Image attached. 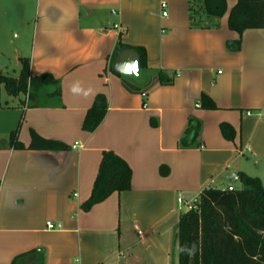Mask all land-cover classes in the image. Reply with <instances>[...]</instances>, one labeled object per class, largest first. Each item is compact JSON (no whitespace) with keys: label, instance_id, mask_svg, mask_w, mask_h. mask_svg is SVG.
Here are the masks:
<instances>
[{"label":"crops","instance_id":"obj_1","mask_svg":"<svg viewBox=\"0 0 264 264\" xmlns=\"http://www.w3.org/2000/svg\"><path fill=\"white\" fill-rule=\"evenodd\" d=\"M202 1L0 0V63L25 59L30 76L55 79L25 97L18 139L27 145L32 129L67 146L0 150V264L31 249L43 251V264H172L187 211L179 198L238 189L230 177L239 173L264 185V28L239 36L227 26L237 0H225L221 17H205ZM237 38L239 50H229ZM118 42L144 49L137 76L113 71ZM97 94L107 110L87 133L81 124ZM202 94L214 109L200 105ZM190 118L198 132L182 147ZM103 151L130 167V188L84 211Z\"/></svg>","mask_w":264,"mask_h":264},{"label":"trees","instance_id":"obj_2","mask_svg":"<svg viewBox=\"0 0 264 264\" xmlns=\"http://www.w3.org/2000/svg\"><path fill=\"white\" fill-rule=\"evenodd\" d=\"M192 1V0H191ZM226 12L225 0H203L201 13L205 17H221ZM229 30L239 36L246 29L264 28V0H237L227 14ZM227 48L237 51L240 38L227 41ZM131 48L139 55L140 66H145V51L142 47H128L118 42L116 51ZM161 85L169 84L171 79L158 72ZM55 82L50 73L30 76L27 60L21 61L16 78L3 75L0 71V84L8 95L19 93L30 100L37 91ZM200 105L214 109L213 100L206 94L200 97ZM107 101L103 94H97L83 118L81 129L93 132L103 120ZM22 114L6 141L0 142V150L6 148L31 149L39 151L66 150L67 146L58 140L44 138L34 130L29 131L27 145L18 139ZM198 121L190 118L184 130L180 145L186 147L193 143L198 132ZM220 130L228 139L234 131L227 123L220 124ZM167 173V171H163ZM241 188L229 190L205 188L193 201L191 208L181 212L172 239V264H264V185L258 177L238 174ZM131 169L127 163L112 151H103L89 197L80 205L87 211L96 203L103 201L112 192L130 188ZM193 254L181 249H193ZM41 249H31L16 255L9 264H43Z\"/></svg>","mask_w":264,"mask_h":264},{"label":"rangeland","instance_id":"obj_3","mask_svg":"<svg viewBox=\"0 0 264 264\" xmlns=\"http://www.w3.org/2000/svg\"><path fill=\"white\" fill-rule=\"evenodd\" d=\"M0 67V71L3 75L17 77L21 65L9 61H1ZM25 97L26 95L22 93L16 96L8 95L3 84H0V142L6 141L9 132L15 128L21 115L23 104H25ZM232 183L235 188H241V183L239 181L235 182L234 180ZM226 186L227 185H224V188H226ZM218 189H222V186L218 185Z\"/></svg>","mask_w":264,"mask_h":264},{"label":"water","instance_id":"obj_4","mask_svg":"<svg viewBox=\"0 0 264 264\" xmlns=\"http://www.w3.org/2000/svg\"><path fill=\"white\" fill-rule=\"evenodd\" d=\"M113 71L123 76H137L141 71L139 55L136 50L124 48L117 52L112 65ZM230 179L236 180V174Z\"/></svg>","mask_w":264,"mask_h":264},{"label":"built area","instance_id":"obj_5","mask_svg":"<svg viewBox=\"0 0 264 264\" xmlns=\"http://www.w3.org/2000/svg\"><path fill=\"white\" fill-rule=\"evenodd\" d=\"M160 7H161V9H162V16H166V14H167V12H166V10H165V8H166V4L164 3V2H161L160 3ZM142 96H145V94L144 93H142L141 94ZM234 188L231 186V185H229V186H227L226 188H222V190H229V191H231V190H233ZM76 194H74L73 196H75ZM178 203L179 204H181L182 205V208H184V209H186V210H189V209H191V208H194V206L192 205V203H185L182 199H178ZM58 227H59V225H57ZM46 227L48 228V229H53V228H55V225L53 224V223H51V222H47L46 223Z\"/></svg>","mask_w":264,"mask_h":264},{"label":"clouds","instance_id":"obj_6","mask_svg":"<svg viewBox=\"0 0 264 264\" xmlns=\"http://www.w3.org/2000/svg\"><path fill=\"white\" fill-rule=\"evenodd\" d=\"M71 90L73 93H78L80 91L78 83L76 85H74ZM181 251H187L188 254L191 255L194 252V248L193 249H181Z\"/></svg>","mask_w":264,"mask_h":264}]
</instances>
